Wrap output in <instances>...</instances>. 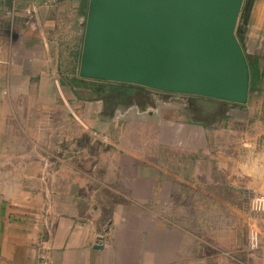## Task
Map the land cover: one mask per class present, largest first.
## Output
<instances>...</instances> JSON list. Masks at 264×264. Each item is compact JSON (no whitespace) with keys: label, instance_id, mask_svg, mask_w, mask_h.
I'll use <instances>...</instances> for the list:
<instances>
[{"label":"crops","instance_id":"crops-1","mask_svg":"<svg viewBox=\"0 0 264 264\" xmlns=\"http://www.w3.org/2000/svg\"><path fill=\"white\" fill-rule=\"evenodd\" d=\"M32 6H36L34 15L25 17V10ZM88 8L89 0H0V55L11 56L22 49L27 66L18 68H32L37 63L34 56L51 53L55 46L50 40L57 39L61 30L84 33ZM12 27L14 33L9 36ZM240 42L246 56L258 58L260 75L246 102H222L216 113L205 116L196 108L200 119L183 121V264L206 261L203 248L192 249L189 231L204 230L205 215L217 212L221 198L242 201L247 191H264V0H253ZM5 60L7 70L17 69ZM123 89L118 87V92L104 98L106 104L124 105L109 117L105 111L106 123L109 118L124 126L126 119L155 115L143 102L139 108L127 105L120 93ZM107 130L106 126L99 131ZM90 146V154L91 149L98 150L93 157L88 153L80 158L45 159L36 154L32 159L22 153L14 159L12 149L4 154L9 170L4 171L8 186L0 194V264H39L43 252L52 264H172L177 258L178 242H169L171 232L149 217L156 212V200L171 197L170 186L165 191L172 179L171 163L128 143ZM17 164L24 171L14 182H20L19 190H12L11 168ZM28 179L37 187L36 198L48 196L49 190L54 196L56 190L59 197L74 202L46 209L24 203L15 206L12 198L30 197L21 184ZM103 199L110 205H104ZM79 200H87L90 206L79 207ZM161 207L169 211L166 205ZM222 210L232 220L227 229L229 254L222 260L212 256L213 262L264 264V217L250 214L237 201ZM211 226L217 229V221ZM252 235L262 247L260 253L240 254L251 245ZM216 247L219 243L212 246Z\"/></svg>","mask_w":264,"mask_h":264},{"label":"rangeland","instance_id":"rangeland-1","mask_svg":"<svg viewBox=\"0 0 264 264\" xmlns=\"http://www.w3.org/2000/svg\"><path fill=\"white\" fill-rule=\"evenodd\" d=\"M13 28L8 29L9 36L13 35ZM83 38L82 32L61 30L57 39L50 40L55 46L51 48V53L34 56L37 63L25 71L18 68L20 65L27 66L24 62L26 55L22 49H17L11 56L0 55V194L8 186L4 171L9 168L7 163L6 166L4 165V154H8L11 149L14 159L21 158L22 153H27L32 159L36 154L45 159L80 158L87 157L90 145L108 141L117 146L128 143L137 149H144L146 151H141L150 157L154 154L161 160L165 157L163 161L166 164L171 163L172 179L170 184H165V191L170 186L171 197L156 200V212L149 217H152L150 221L164 225L171 232L169 242L174 245L177 241L179 248L175 251L177 258L172 264H183V121L188 118L200 119L195 113L196 108L198 109L193 99L195 97L93 79L81 81L78 78ZM5 59L16 65L17 69L13 72L7 70ZM72 78L79 80V83H72ZM118 87L124 88L120 93L128 100L127 105L139 108L143 102L148 106L147 109L156 112L155 115L151 119L147 116L143 120L126 119L124 126L120 123L116 124L109 118L106 123L107 115L109 117L124 106L121 103L112 105V101L104 103V98L118 92ZM105 111L109 114L105 115ZM106 126L107 133L101 134L100 128ZM137 144H144V147ZM97 151L91 149L92 154L89 155L93 157ZM129 153L133 154L132 151ZM143 159L148 160L145 157ZM11 169L13 183L11 189L19 190L20 182L16 184L14 182L20 179L24 168H20L17 164ZM31 181L34 180L28 179V183H21L22 187L25 185L28 189L30 194L28 200L12 198L10 202L15 206L24 203L32 208L45 209L54 204L69 205L74 202L59 197L56 190L52 196V190L49 189L46 191L49 192L48 196L36 198L37 187ZM255 193L254 190L247 191L242 201L233 200V202L237 201L243 208H248V199ZM83 201H78L79 207L90 206L87 200L85 203ZM101 202L110 205L106 199ZM233 202L229 197L221 198L217 212L205 215L204 230L199 233L194 230L189 231V237L193 242L192 249L195 250L200 246L207 256L204 264H217L213 262L212 256L218 255L222 260L229 254L227 229L232 220L222 208L229 204L233 205ZM163 204L169 211L164 212L161 207ZM32 212L36 213L34 209ZM35 215L30 218L36 219ZM215 221L218 223L217 229L211 226ZM195 235L197 237H194ZM216 243H219V248H212ZM261 249L255 235H252L251 245L247 247V251L239 253L257 256ZM219 264L227 263L220 261Z\"/></svg>","mask_w":264,"mask_h":264},{"label":"water","instance_id":"water-1","mask_svg":"<svg viewBox=\"0 0 264 264\" xmlns=\"http://www.w3.org/2000/svg\"><path fill=\"white\" fill-rule=\"evenodd\" d=\"M244 0H89L82 78L195 97L202 114L244 104L249 69L235 35Z\"/></svg>","mask_w":264,"mask_h":264},{"label":"trees","instance_id":"trees-1","mask_svg":"<svg viewBox=\"0 0 264 264\" xmlns=\"http://www.w3.org/2000/svg\"><path fill=\"white\" fill-rule=\"evenodd\" d=\"M253 0H244L240 14H239V18H238V22H237V26H236V30H235V35L241 45V37H242V33H243V29L246 25L248 16L250 14V9H251V5H252ZM246 60H247V65L249 68V91L254 89L256 87V85L258 84V82L260 81V75L257 69V64H258V58L257 57H252V56H246ZM79 75V73H78ZM75 77V76H74ZM81 76L79 75L80 79ZM72 83L74 84H78L79 80H77L76 78H72Z\"/></svg>","mask_w":264,"mask_h":264},{"label":"built area","instance_id":"built-area-1","mask_svg":"<svg viewBox=\"0 0 264 264\" xmlns=\"http://www.w3.org/2000/svg\"><path fill=\"white\" fill-rule=\"evenodd\" d=\"M15 3L18 0H12ZM36 6H32L25 10V17L30 18L35 13ZM248 212L255 216L264 217V191L261 193H255L249 197ZM39 264H52L50 258L45 252L39 256Z\"/></svg>","mask_w":264,"mask_h":264},{"label":"flooded vegetation","instance_id":"flooded-vegetation-1","mask_svg":"<svg viewBox=\"0 0 264 264\" xmlns=\"http://www.w3.org/2000/svg\"><path fill=\"white\" fill-rule=\"evenodd\" d=\"M194 99V101H196L197 99L196 98H193Z\"/></svg>","mask_w":264,"mask_h":264}]
</instances>
